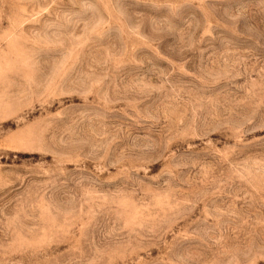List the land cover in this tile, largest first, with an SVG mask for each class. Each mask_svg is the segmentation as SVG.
<instances>
[{
	"label": "rangeland",
	"instance_id": "obj_1",
	"mask_svg": "<svg viewBox=\"0 0 264 264\" xmlns=\"http://www.w3.org/2000/svg\"><path fill=\"white\" fill-rule=\"evenodd\" d=\"M0 264H264V0H0Z\"/></svg>",
	"mask_w": 264,
	"mask_h": 264
}]
</instances>
